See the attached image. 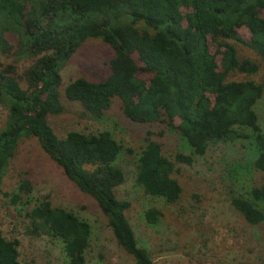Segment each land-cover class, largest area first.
<instances>
[{
    "label": "trees",
    "instance_id": "trees-1",
    "mask_svg": "<svg viewBox=\"0 0 264 264\" xmlns=\"http://www.w3.org/2000/svg\"><path fill=\"white\" fill-rule=\"evenodd\" d=\"M8 32L19 36L20 52L40 57L23 73L14 62L0 66V104L9 110L0 130V193L20 140L35 137L66 177L97 200L116 242L137 264H155L127 215L131 201L116 192L125 181L118 159L132 150L110 130H72L61 137L49 122L50 115L64 111L61 69L90 38L113 48L110 72L101 80L71 81L67 98L95 119L119 100L129 120L170 127L191 151L168 156L147 130L136 175L147 195L177 203L183 191L174 175L177 164H193L195 155L220 142L251 143L252 166L264 173V128L257 111L264 97V0H0L4 52L11 48ZM31 191V181L22 178L10 200L18 204ZM231 201L246 221L264 224V179ZM27 217L28 233L62 242L64 264H89L87 220L47 196ZM162 217L155 207L145 212L150 224ZM20 243L0 231V264H22Z\"/></svg>",
    "mask_w": 264,
    "mask_h": 264
},
{
    "label": "rangeland",
    "instance_id": "rangeland-1",
    "mask_svg": "<svg viewBox=\"0 0 264 264\" xmlns=\"http://www.w3.org/2000/svg\"><path fill=\"white\" fill-rule=\"evenodd\" d=\"M9 52L0 48V66L14 62L20 73L40 56L20 52L19 36L8 32ZM242 54L252 55L243 50ZM113 48L99 38L86 40L61 69V101L64 111L50 115L49 122L63 137L69 131L96 133L110 130L125 149L118 165L125 172V181L116 188L119 198L131 201L127 215L136 231L139 243L146 247L155 264H264V224H251L233 206L232 196L248 195L250 189L264 179V173L252 166L253 146L244 140L220 142L210 146L204 155H195L193 164L178 163L175 177L183 191L177 203H167L162 197L147 195L137 183V162L145 144L147 130L163 143L164 152L191 151L178 131L159 124H139L123 113L119 100L103 119L85 113L78 101L70 100L65 87L84 76L101 80L110 72L109 60ZM264 80V62L260 70ZM264 128V97L257 105ZM9 114L0 104V130ZM163 131V135L160 132ZM22 178L32 183V191L23 193L18 204L11 202L10 193L18 191ZM49 197L54 205L65 207L87 220L92 227L87 249L89 264H137L113 234L107 216L97 200L81 191L66 177L63 169L43 150L35 137H23L5 175L0 193V231L9 239L20 240L22 264H64L62 242L48 235L33 236L27 231V212L39 201ZM155 207L163 217L155 224L146 221L145 212Z\"/></svg>",
    "mask_w": 264,
    "mask_h": 264
}]
</instances>
